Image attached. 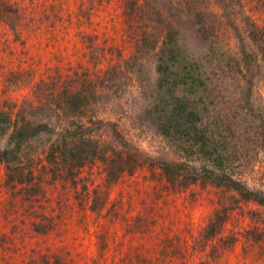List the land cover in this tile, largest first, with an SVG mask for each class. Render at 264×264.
Wrapping results in <instances>:
<instances>
[{
	"label": "rangeland",
	"instance_id": "374dc122",
	"mask_svg": "<svg viewBox=\"0 0 264 264\" xmlns=\"http://www.w3.org/2000/svg\"><path fill=\"white\" fill-rule=\"evenodd\" d=\"M246 21L264 32V0H0V108L14 114L31 104L32 121L57 132L67 121L71 130L75 120L56 114L57 105L90 81L99 99L85 118L115 124L146 159L108 188L93 163L74 186L54 178L45 162L51 137L32 141L24 155L40 192L25 200L29 188L5 186L0 166V264H264L263 208L238 204L220 235L204 243L202 229L226 194L198 185L173 190L156 165L184 157L177 140L156 128L165 101L157 99L151 46L163 26H174L184 31L186 55L230 85L217 91L214 119L238 131L241 180L264 194V144L257 140L264 38L251 40ZM200 27L198 40L192 28ZM237 78L251 95L240 92ZM108 127L98 131L104 140Z\"/></svg>",
	"mask_w": 264,
	"mask_h": 264
},
{
	"label": "trees",
	"instance_id": "16d2710c",
	"mask_svg": "<svg viewBox=\"0 0 264 264\" xmlns=\"http://www.w3.org/2000/svg\"><path fill=\"white\" fill-rule=\"evenodd\" d=\"M246 22L251 40L256 41L258 37L262 40L264 32ZM163 27L161 40L154 41L151 46L152 50L156 49L157 99L165 101L164 109L162 107L158 113L156 128L163 137L177 140L184 157L182 162L158 161L156 165L166 185L173 190L183 191L198 185L201 188L210 186L220 189L226 194V199L218 201L202 229L200 238L207 243L220 235L238 204L253 203L264 209V194L251 190L241 180L243 165L239 156L238 131L230 134L214 119L217 91H225L230 86L226 78L221 75L208 77L203 66L186 55L187 50L182 44L184 31L174 26ZM192 29L198 40L204 35L203 27ZM170 77L174 79L172 82L168 81ZM215 82H219L222 89L216 87ZM239 82L237 78L240 92L245 89L246 95H251V87H240ZM91 86L90 81H82L77 90L65 92L61 105H57L59 111L56 114L62 113L63 118L75 120L70 123L73 126L71 130L67 121H64L59 132L48 123L32 121L31 104L19 105L14 114L11 109L6 111L0 108V143L3 141L0 166L4 168L5 186L13 190L20 186L18 192L29 188L25 200L40 192L34 172L27 165L30 160L24 153L32 141L42 136L51 137L45 162L53 175L57 174L53 177L71 182L74 186L79 172L96 162L103 168L106 188L121 176L132 175L145 163L146 159L124 140L115 124L85 118L86 112L99 99V96H95L94 85ZM88 124L97 125L98 129ZM105 126L110 128L109 140L102 139L98 132ZM258 128L260 139L257 140L264 144L263 119ZM260 150L264 155V146ZM36 229L40 232V229Z\"/></svg>",
	"mask_w": 264,
	"mask_h": 264
}]
</instances>
